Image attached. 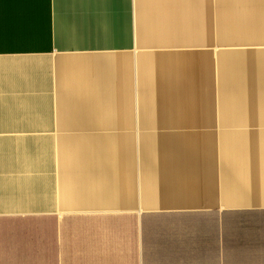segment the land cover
Returning a JSON list of instances; mask_svg holds the SVG:
<instances>
[{"label": "crops", "instance_id": "1", "mask_svg": "<svg viewBox=\"0 0 264 264\" xmlns=\"http://www.w3.org/2000/svg\"><path fill=\"white\" fill-rule=\"evenodd\" d=\"M0 264H264V0H0Z\"/></svg>", "mask_w": 264, "mask_h": 264}]
</instances>
